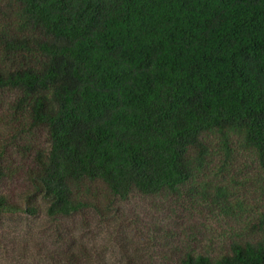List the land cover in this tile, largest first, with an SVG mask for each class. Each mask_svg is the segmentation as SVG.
<instances>
[{
    "label": "trees",
    "instance_id": "trees-1",
    "mask_svg": "<svg viewBox=\"0 0 264 264\" xmlns=\"http://www.w3.org/2000/svg\"><path fill=\"white\" fill-rule=\"evenodd\" d=\"M241 153L264 184V0H0V216L45 222L30 264H264V214L207 240L120 215L140 195L234 217L207 178Z\"/></svg>",
    "mask_w": 264,
    "mask_h": 264
},
{
    "label": "rangeland",
    "instance_id": "rangeland-1",
    "mask_svg": "<svg viewBox=\"0 0 264 264\" xmlns=\"http://www.w3.org/2000/svg\"><path fill=\"white\" fill-rule=\"evenodd\" d=\"M212 163V175L207 180L212 185L221 183V185L226 186L232 194L231 199L242 203L243 209L241 211L237 212L234 217L223 218L219 221L201 215L199 213L200 205L187 210L181 203L175 204L174 200H168L167 198L158 200L155 197L134 195L129 200L121 203L120 207L121 217L126 220L127 225L133 228L130 234L131 237L135 239L136 236L142 234L143 238H147L153 226H171L173 222H177L176 218H179L188 225L191 223L193 226L191 225L190 228L200 231L207 240L206 227H210L209 229L217 231L222 236H228L232 234L231 229L242 232L241 229H245L248 222L263 215L264 184L254 157L247 153L234 155L226 169L221 171L218 169L216 158L213 157ZM25 190L26 183L20 175H16L9 182L3 183V191L13 202H22V194ZM248 219L249 221H247ZM201 220L206 225L200 224ZM194 224H196L195 227ZM45 225L42 219L25 213L12 216L1 215L0 264H8L4 259V248L7 245H10V249L14 252L12 261L10 260L11 264H30L28 259L32 261V259L38 257L36 254L40 253L43 247H50L51 240L43 235V231L47 229L44 228ZM175 227L180 228L181 226ZM99 235V242L106 245V230L105 233L101 230ZM24 249H26V252H24ZM105 253L106 257L110 259L109 253L107 251Z\"/></svg>",
    "mask_w": 264,
    "mask_h": 264
}]
</instances>
